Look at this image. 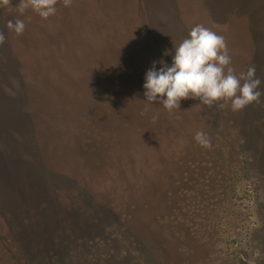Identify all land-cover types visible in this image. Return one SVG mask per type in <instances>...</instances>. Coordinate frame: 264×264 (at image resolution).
<instances>
[{
	"label": "rangeland",
	"instance_id": "1",
	"mask_svg": "<svg viewBox=\"0 0 264 264\" xmlns=\"http://www.w3.org/2000/svg\"><path fill=\"white\" fill-rule=\"evenodd\" d=\"M137 1L57 0L42 19L0 0V264H264V0H166L188 28L170 38L145 31ZM94 18L119 22L115 45L141 52L143 74L201 24L224 37L235 73L255 67L259 100L182 99L155 136L119 115L94 128Z\"/></svg>",
	"mask_w": 264,
	"mask_h": 264
},
{
	"label": "clouds",
	"instance_id": "2",
	"mask_svg": "<svg viewBox=\"0 0 264 264\" xmlns=\"http://www.w3.org/2000/svg\"><path fill=\"white\" fill-rule=\"evenodd\" d=\"M57 0H27L25 7H31L42 19L56 12ZM72 0H63L69 7ZM7 27L20 34L24 22H8ZM4 35L0 33V43ZM165 49L163 55H169ZM157 64L160 66L157 67ZM231 65V55L222 35L196 24L188 36L179 44H173L171 63L163 59L153 61L143 78V97L149 104L157 102L172 112L179 108L182 99H198L200 104L223 109L226 105L238 111L246 105L257 102L261 95L260 80L255 76V67L249 66L245 72L235 73ZM147 111V105L141 115ZM153 120L156 116L153 115ZM194 140L202 147H210L207 134L197 131Z\"/></svg>",
	"mask_w": 264,
	"mask_h": 264
},
{
	"label": "trees",
	"instance_id": "3",
	"mask_svg": "<svg viewBox=\"0 0 264 264\" xmlns=\"http://www.w3.org/2000/svg\"><path fill=\"white\" fill-rule=\"evenodd\" d=\"M133 8L136 9L137 19H142L149 28L151 26L150 29H145L151 35L152 27L159 35L164 36V38L183 35L182 33L188 30L185 23V25L180 23L177 13H173L171 3L166 0H141L137 1ZM145 10L146 12L151 11L153 14L142 15V18H140V13ZM127 21L130 22L129 19ZM132 21L135 22L134 19ZM118 26L121 25H119L117 20L111 18H94V115H98L94 118V128L101 127L105 124L102 119L109 118L110 115L116 118L119 115L121 117L118 118V122L122 123V130L138 129L142 134L146 132L155 136L157 134H155V129L159 128L161 124L158 118L162 116V111L165 109L157 102L149 104L144 99V90L142 88L144 78L142 69L144 70V64L141 59L142 54L139 51V53H136L134 50H131L132 46L130 44L127 45V42L121 43L118 46L115 45L118 37L121 36L123 38V32L118 31ZM136 27L137 25L135 23ZM115 32L118 34L117 36ZM139 42L138 40L136 43ZM167 44L171 46L169 42ZM152 48L155 57H157V48L154 44ZM21 55L23 62L27 65V62L30 60L24 54ZM134 60L137 61L138 65L135 64L138 68L132 69L130 65L133 64ZM131 76H138V79H142V81L139 82L135 78L131 79ZM131 83L138 84L137 91H135L134 87H131L130 91ZM130 94L136 96L131 99L129 97ZM123 101L126 102L125 111L123 110ZM145 105H147V111L141 115ZM124 114L126 116H123ZM153 115L156 116L155 120L152 118ZM127 116L131 118L141 117L144 119L136 124L135 120H129ZM145 116H149V119L147 120ZM90 124L91 126L93 125V123Z\"/></svg>",
	"mask_w": 264,
	"mask_h": 264
}]
</instances>
